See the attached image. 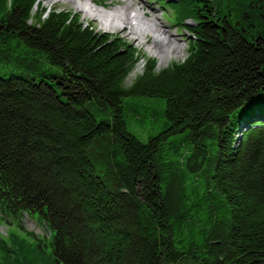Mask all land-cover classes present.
I'll return each instance as SVG.
<instances>
[{
	"label": "trees",
	"instance_id": "1",
	"mask_svg": "<svg viewBox=\"0 0 264 264\" xmlns=\"http://www.w3.org/2000/svg\"><path fill=\"white\" fill-rule=\"evenodd\" d=\"M177 1L198 17L187 54L146 57L127 83L129 41L0 0V215H36L65 264H264V120L245 121L264 111V27L246 12L264 23V0ZM135 96L164 101L146 140L126 126Z\"/></svg>",
	"mask_w": 264,
	"mask_h": 264
},
{
	"label": "rangeland",
	"instance_id": "2",
	"mask_svg": "<svg viewBox=\"0 0 264 264\" xmlns=\"http://www.w3.org/2000/svg\"><path fill=\"white\" fill-rule=\"evenodd\" d=\"M38 1L47 8L59 7L75 12L79 14L80 19L84 23H91L94 29L120 36L132 43L143 57L139 58L133 69L129 72L126 78L127 83L131 82L136 73L141 72L144 58L146 57L155 58L157 69L166 66L171 61L183 59L187 54L188 44L192 37V32L190 31L191 20H197L198 18L196 16L178 14L181 8H179V4L174 5L175 0H130L133 2V6L129 8L121 7L123 4L122 0H118L117 2L114 0H103L102 2L94 0H76L77 2L75 0ZM91 1H94L96 4L103 3L105 7L94 5ZM243 1L230 0V5H240ZM176 2L178 3L177 0ZM79 3L82 4L81 6H84L83 10L78 7ZM255 5L254 10L249 9L246 11L248 14L252 13L250 22L259 23L264 27V23L260 21L263 18L262 11L256 10ZM219 10L220 12H225V14L230 12L231 15H228V17L233 23L235 22L232 18H235L237 15L234 14L233 10H226L225 7H220ZM121 11L128 18H130L129 13L130 15L133 14V16L136 12L139 13L141 18L137 21V26L142 27L143 25L145 33L137 36L134 33L128 32L129 27L122 29L123 25H121L118 19L115 18L114 24L110 25L108 24L109 22L104 23L95 15L97 12L111 16L113 13L121 14ZM143 12L146 13L143 14ZM153 19L157 22V28L164 31L163 34L155 32L158 42L155 40L154 32H151L152 29L150 28ZM252 28H259V25H253ZM163 38L164 49L167 51L168 48H171L167 54H170V58L159 61L157 57L149 53L147 45L153 43L152 40L158 44H162ZM174 45L178 47L176 50L173 49ZM163 106V99L158 97L135 96L124 98V114L129 131L142 140H146L150 134L159 132L166 125ZM255 117L264 120V111L254 110L250 116L246 117L245 121H249ZM245 127L244 123L240 124L235 130V136L240 137V131ZM2 216L0 217V264H65L62 260L57 259L51 246V235L47 233L45 222H38L36 215L29 213L21 215L20 222L25 229L18 226L14 216H9L10 223L6 222L5 219L8 215L3 214ZM36 223H39L40 226H37ZM29 231L35 233L37 237Z\"/></svg>",
	"mask_w": 264,
	"mask_h": 264
},
{
	"label": "bare ground",
	"instance_id": "3",
	"mask_svg": "<svg viewBox=\"0 0 264 264\" xmlns=\"http://www.w3.org/2000/svg\"><path fill=\"white\" fill-rule=\"evenodd\" d=\"M74 1V0H72ZM76 1V0H75ZM77 2V1H76ZM80 4V3H79ZM94 4V3H93ZM82 4H80L78 7H80V9H84V6H81ZM90 5V4H89ZM95 5V4H94ZM133 6V2H131L130 0H123V4L121 5V7H125V8H129V7H132ZM146 12H143V14H145ZM95 15H97L101 20L102 22L104 23H108L110 25H113L114 24V21H115V18L118 19L120 22H121V25H123L122 29H126L127 27H129V33H134L136 34L137 36L139 34H144L145 33V28H143L144 26L142 25L141 26H137V21L141 18L140 14L136 12V14H133L130 15L129 13V16L130 18L126 17L123 12L121 11V14H118V13H113L111 16L110 15H103V14H100V13H95ZM110 16V17H109ZM125 17V18H124ZM132 19H134V21H132ZM136 24V25H134ZM141 25V24H140ZM150 28L152 29L151 32H154L153 35H154V38L155 40L158 42L157 40V35H155V32H158V34H163L164 31H161L159 30V28H157V22L155 21V19L152 20L151 24H150ZM136 36V38H137ZM163 40L164 38L162 39V44H158L156 41L152 40L153 43H150L147 45V50L149 51V53L152 55V56H155L158 58L159 61H163L165 58H170V54L167 55L170 51V49L168 48L167 51L164 49V44H163ZM177 45H174V50H176Z\"/></svg>",
	"mask_w": 264,
	"mask_h": 264
}]
</instances>
